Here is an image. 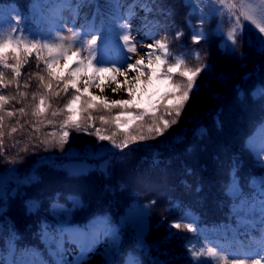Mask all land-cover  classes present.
<instances>
[{
    "label": "trees",
    "instance_id": "trees-1",
    "mask_svg": "<svg viewBox=\"0 0 264 264\" xmlns=\"http://www.w3.org/2000/svg\"><path fill=\"white\" fill-rule=\"evenodd\" d=\"M228 2L236 4L238 13V0ZM143 5L152 7L142 21L149 35L157 40L167 36L170 51L177 54L182 50L199 52L203 59H190L189 67L204 63L210 67L196 78L198 87L176 125L164 136L130 144L121 152L109 141H99L83 131L69 129L68 141L62 146L57 143L59 135L47 136L58 133L64 119L62 114H50L69 98L63 92L49 101L52 107L41 118L51 119L53 124H39V131L26 124L8 137L17 119L36 122L31 116L32 106L38 102L31 97L38 91L35 74L47 79L40 71L43 63L37 68L35 53L27 57L19 79L20 90L29 96L24 103L13 101L12 105H27L29 115L6 118L5 156L13 162L0 157V264H56L60 258L56 245L62 235L89 234L99 220L106 228H116L106 264H193L188 246L199 248L204 243L215 245L230 258L257 254L255 241L264 239L260 209L264 52L254 26L244 21L246 39L235 55L225 48L228 21L208 0H0V27L7 31L19 19L31 36L55 38L59 33L65 43L70 29L81 36L95 30L106 42L100 55L110 58L120 44L116 21L125 19V8L145 9ZM201 27L206 39L193 44V30ZM179 31L184 36L177 41ZM42 55L47 57V52ZM4 71L6 79H11V72ZM174 79L182 80L179 76ZM25 80L29 88H23ZM155 87L164 91L167 86ZM15 91V85L0 89L8 95ZM118 111L113 109L111 115ZM91 114L103 134L116 132L113 139L118 142L125 138L124 130L114 123L100 124L98 117L109 113L92 110ZM162 114L163 109L157 115ZM81 123L87 126L83 118ZM151 123L146 117L137 122L143 127L137 129L134 124L128 132L149 135ZM45 138L52 141L47 147L39 142ZM15 141L20 143L12 147ZM26 145L28 151H20ZM82 162L88 164L84 171L73 172L68 167ZM33 178L35 182H31ZM152 200L156 204H151ZM185 214L198 226V232L170 228L172 221ZM62 254L69 264L87 260L85 254L68 258L64 246Z\"/></svg>",
    "mask_w": 264,
    "mask_h": 264
},
{
    "label": "snow or ice",
    "instance_id": "snow-or-ice-1",
    "mask_svg": "<svg viewBox=\"0 0 264 264\" xmlns=\"http://www.w3.org/2000/svg\"><path fill=\"white\" fill-rule=\"evenodd\" d=\"M238 2L241 8L237 13L234 11L235 3L230 4L228 0H208V3L228 21V31L224 34L225 40L228 42L225 44V48L231 54H236L239 44L245 42L244 21H247L258 30L257 42L260 50L264 52V0H238ZM143 7L146 11L152 10L151 6L143 5ZM129 15H134V12ZM116 23L120 30L118 35L120 44L113 48L114 55L110 58L100 55L106 42L95 30L81 36L80 32L70 29L71 36L67 37L68 42L65 43L66 38L59 33L55 38L31 36L26 33L19 19L11 24L7 31L0 27V89L13 85L16 87L15 94L12 95L0 92V157L7 158L4 148L6 118L29 115L26 110L27 105L16 108L12 102L22 104L29 96L28 92L20 90L21 81L19 78L22 75L21 68L28 62L27 57H31L33 53H35L37 68H40V64L43 63V68L40 71L47 74V79L39 72L35 74L39 81L38 91L32 92L31 97L33 101H37L38 98V102L33 104L31 116L36 118V122L24 120L21 123L17 119L15 125L7 133L9 138L12 133L23 130L26 124L31 123L35 131H39L37 126L39 124H45V122L53 124V120L45 121L41 118L46 117L48 110L52 107L49 101L60 97L61 92L69 98L62 108L53 110L50 114L52 117L62 114L64 119L60 122L58 133L47 134L52 138L59 135L60 139L57 143L61 146L67 143L70 135L69 129H71L94 135L99 141H109L113 148L123 152L130 144L164 136L173 125L179 122L182 112L191 99V94L198 87L196 78L202 72L207 71L210 66L204 63L195 68L189 67L190 59L202 60L203 57L199 52L182 50L177 54L170 51L167 36L159 40L152 38V42L146 44L148 50L139 52L137 45L141 42L136 40L128 19H120ZM201 25H203V18H201ZM183 36L184 32L179 31L175 34V39L179 41ZM205 39L202 27L199 30L194 28L191 37L192 43L200 44ZM181 48H183L182 45ZM45 51L47 57L42 55ZM135 56H139V58L133 59ZM10 59H13L15 63H9ZM61 61H64L63 65H61ZM4 70L11 72V79H6ZM176 76L182 78L181 82L175 81L174 77ZM117 77H123V80L120 81ZM98 80L99 83H97ZM81 84L83 88L80 87ZM157 84H164L167 87L164 91H160L155 87ZM22 86L29 88V81L25 80ZM105 87H109L113 94L123 91L128 98L109 102L106 96L93 95L90 92V89L96 88L103 93ZM261 96H264V89H261ZM8 105L12 106L6 107ZM113 109H119V111L115 115H111ZM162 109L163 114L158 116L157 114ZM92 110L109 113L107 116L100 115L98 117L100 124L114 123L117 129L124 130L125 138L118 142L113 139L116 132L111 135L103 134L101 128L95 126ZM84 113H87L86 117H83ZM146 117L152 121L147 126L149 135H130L128 129L134 124L137 129L143 127L137 122L144 121ZM165 117H171V119ZM81 118L87 122L86 127L82 125ZM89 129L93 130L89 131ZM261 138L264 140V128L261 129ZM39 142L47 147L52 141L45 138ZM18 143L20 141H15L12 147ZM32 146L36 147L37 145L33 144ZM20 151L27 152V145ZM261 155H264V147L261 148ZM7 159L9 163L13 162V158ZM150 203L154 205L156 201L152 200ZM260 209L261 214L264 215V180L261 181ZM169 226L178 232L181 230L190 233L198 232V226L187 219L186 214L172 221ZM106 227L103 220L96 221L91 234L74 235L71 242L78 244L83 255L90 247L101 242ZM63 243V240L57 242L56 248L60 258L56 264H69L63 258ZM255 243L259 245L257 254L244 258H230L221 253L215 245L207 243L201 244L199 248L190 244L187 250L192 257L193 264H264V239L255 241ZM76 264H82V261L77 260Z\"/></svg>",
    "mask_w": 264,
    "mask_h": 264
},
{
    "label": "rangeland",
    "instance_id": "rangeland-1",
    "mask_svg": "<svg viewBox=\"0 0 264 264\" xmlns=\"http://www.w3.org/2000/svg\"><path fill=\"white\" fill-rule=\"evenodd\" d=\"M131 25L133 27L132 32L136 36V40L141 42L137 45L139 52L147 51L148 49L146 48V44L152 42L151 37L149 35H146V33L142 29L139 28L138 20L134 19L133 21H131ZM69 35L70 34L67 33L66 37H69ZM138 58L139 56H135L133 59H138ZM60 63L61 65H63L64 61H61ZM117 79L122 81L123 77H117ZM99 82L100 81L98 80L97 83ZM80 87L83 88V85L81 84ZM112 87H115V85H112ZM141 87H143V85H141ZM90 92L93 95L106 96L109 102H111L112 100L128 98L123 91H120L115 94L111 93V90L109 87H105V91L103 93H101L100 90L96 88L90 89ZM68 167L71 168V171L73 172H80V171L86 170L88 168V164L86 162L71 163ZM110 229L111 228H106L105 234L102 237L100 243L90 247L89 250L86 253H84L85 256L87 257V260L84 261L82 264H106L109 261L110 253L112 249L114 248V236H115V230L111 231ZM92 231L89 234H91ZM81 235H84V234H81ZM71 240H72V237H69V236L63 237L64 251H65V255L68 258H72L74 256L80 255L82 252L78 244L72 243Z\"/></svg>",
    "mask_w": 264,
    "mask_h": 264
},
{
    "label": "water",
    "instance_id": "water-1",
    "mask_svg": "<svg viewBox=\"0 0 264 264\" xmlns=\"http://www.w3.org/2000/svg\"><path fill=\"white\" fill-rule=\"evenodd\" d=\"M34 181H35V179H32V180H31V182H34Z\"/></svg>",
    "mask_w": 264,
    "mask_h": 264
},
{
    "label": "bare ground",
    "instance_id": "bare-ground-1",
    "mask_svg": "<svg viewBox=\"0 0 264 264\" xmlns=\"http://www.w3.org/2000/svg\"><path fill=\"white\" fill-rule=\"evenodd\" d=\"M110 230H111V231H114V229H113V228H111Z\"/></svg>",
    "mask_w": 264,
    "mask_h": 264
}]
</instances>
